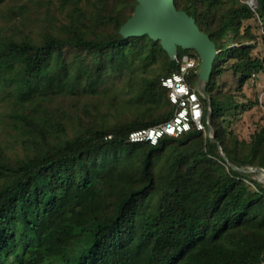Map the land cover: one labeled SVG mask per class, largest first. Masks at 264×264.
<instances>
[{"label":"trees","instance_id":"1","mask_svg":"<svg viewBox=\"0 0 264 264\" xmlns=\"http://www.w3.org/2000/svg\"><path fill=\"white\" fill-rule=\"evenodd\" d=\"M126 2L131 12L124 17L101 14L100 23L113 27L110 33L72 27L41 42L0 36V92L14 99L11 117L26 132L46 126V146L16 165L0 163V264H264V188L257 181V189L250 188L251 173L234 168L264 169V134L249 153L239 154L216 126L232 103L214 94L230 71L244 78L264 69L252 57V45L242 41L245 21L256 14L264 19V0L254 10L233 0H175L220 51L207 86L215 139L192 129L157 145L131 142L129 133L174 114L162 78L179 70L188 55L183 53L191 51L195 88L201 59L194 49L179 47L172 60L148 35L124 37L120 27L137 4ZM158 63L167 72L131 82L132 104L149 118L48 144L53 122L41 107L49 99L95 93L106 74L134 75L138 67ZM164 107L168 112L155 117Z\"/></svg>","mask_w":264,"mask_h":264},{"label":"rangeland","instance_id":"2","mask_svg":"<svg viewBox=\"0 0 264 264\" xmlns=\"http://www.w3.org/2000/svg\"><path fill=\"white\" fill-rule=\"evenodd\" d=\"M234 1L248 4L253 10L258 7V0ZM126 3V0H7L0 7V36L17 42H41L48 34L66 35L72 27L94 34L110 33L113 27L100 23L104 21L101 14L124 17L131 12ZM243 30V45H252V57L261 60L264 65V19L260 20L256 14L255 18L245 21ZM236 45H240L239 41ZM187 53L194 55L191 51L183 54ZM227 60L235 61L231 58ZM162 72H167V65L164 63H158L149 70L140 66L134 75L128 72L121 75L109 73L97 86L95 93L49 99L45 107H41V113L45 109L46 113L43 114L53 122V128L47 134L50 141L48 144L79 134L85 135L89 131L120 126L137 118H149L142 112L139 115L138 109L134 108L131 99L136 91L131 82L139 81L145 73L157 76ZM245 74L246 77L241 78V72L230 71L222 76L214 90L221 101L232 103L224 115L216 117V126L224 128L227 141L237 147L236 150L241 155L249 153L254 141L261 133L264 134V69L250 75L247 72ZM13 103L14 99L9 92H0V163L16 165L24 158L31 157L37 147L46 146L43 140L46 126L39 125L29 132L21 129L11 117ZM207 107L206 101V109ZM168 110L164 107L156 111L154 116H161ZM205 133L215 136L214 127L211 132L207 128ZM249 173L251 179L246 180L249 187L256 190L257 184H260L264 188V173ZM253 181H257V184ZM3 183L4 180L0 179V186Z\"/></svg>","mask_w":264,"mask_h":264},{"label":"water","instance_id":"3","mask_svg":"<svg viewBox=\"0 0 264 264\" xmlns=\"http://www.w3.org/2000/svg\"><path fill=\"white\" fill-rule=\"evenodd\" d=\"M133 14L121 25L120 33L124 37H141L148 35L151 39L160 41L169 57L176 59L179 47L194 49L200 56L201 62L197 68L198 80L196 90L207 101L206 122L211 132L213 103L207 86L212 73L213 65L219 50L208 33L202 31L196 18L184 9H179L175 0H136ZM215 139V136H209ZM219 151L228 165L234 166L228 159L222 146ZM242 171H261V167L249 170L234 166Z\"/></svg>","mask_w":264,"mask_h":264},{"label":"built area","instance_id":"4","mask_svg":"<svg viewBox=\"0 0 264 264\" xmlns=\"http://www.w3.org/2000/svg\"><path fill=\"white\" fill-rule=\"evenodd\" d=\"M196 66V58L184 55L179 70L162 78V86L168 89L169 99L175 105V112L164 122L132 130L129 133L131 142L157 145L164 137H178L192 129L206 131L204 103L196 87L194 88L189 81L191 71Z\"/></svg>","mask_w":264,"mask_h":264}]
</instances>
